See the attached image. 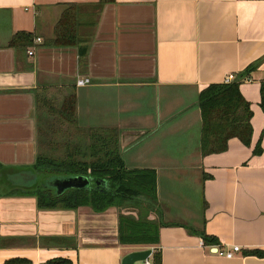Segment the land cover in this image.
<instances>
[{
  "label": "crops",
  "instance_id": "0c3cea01",
  "mask_svg": "<svg viewBox=\"0 0 264 264\" xmlns=\"http://www.w3.org/2000/svg\"><path fill=\"white\" fill-rule=\"evenodd\" d=\"M96 1L0 0V264H120L124 253L153 246L160 264H264V254L251 252L264 251V0H112L100 9ZM67 3L78 6L77 41L40 45ZM20 30L40 38L31 54L8 45ZM241 73L250 144L233 136L226 149L200 154L197 93ZM80 76L89 83L76 85ZM70 95L73 120H54V106ZM101 128L116 130L126 167L155 170L166 224L154 245L119 243L115 206L38 207L35 183L23 181L37 173L43 141L87 142ZM183 132L184 140L167 137ZM161 176H185L198 188L190 225L188 209L182 218L172 211ZM201 230L216 244H203ZM233 244L240 250L232 257L215 252Z\"/></svg>",
  "mask_w": 264,
  "mask_h": 264
},
{
  "label": "trees",
  "instance_id": "16d2710c",
  "mask_svg": "<svg viewBox=\"0 0 264 264\" xmlns=\"http://www.w3.org/2000/svg\"><path fill=\"white\" fill-rule=\"evenodd\" d=\"M112 0H97L96 8ZM78 6L65 4L53 25L52 35L43 40V46L71 45L77 41L76 24ZM32 38L27 31H16L8 45L30 46ZM253 67L248 66L246 70ZM245 70V71H246ZM246 76V75H245ZM241 73L229 82H212L199 90L195 106L199 109L200 126L198 150L200 154L226 149L230 137H238L244 144H250L252 126L250 102L242 95L239 83ZM73 95L54 106V120H73ZM41 104L44 105L42 102ZM264 111V80L260 83V102ZM46 110L49 104L44 105ZM37 107L39 105L37 104ZM53 107V106H52ZM41 111H39V114ZM50 120V119H48ZM52 130V127L50 126ZM87 142L65 140L54 143L43 141L42 152L37 153L33 167L40 177L49 175L82 174L98 180L88 187H69L54 193L50 187L35 184L32 192L38 207L74 208L87 205L95 211L108 206L117 207V241L119 243H145L154 245L158 241V228L166 223L161 219L148 218L147 214L159 211L156 199L155 170L151 167L129 168L121 159L114 128H101L97 133L89 132ZM48 150V151H47ZM59 150V151H57ZM261 151L260 139L253 153ZM41 179V178H40ZM39 179V181H40ZM127 211V212H125ZM190 230V229H189ZM203 244H216L214 236L203 230L197 231ZM251 252L263 255L262 250ZM150 264H160V252L154 246L150 253ZM26 264L25 259L12 258L6 264Z\"/></svg>",
  "mask_w": 264,
  "mask_h": 264
},
{
  "label": "rangeland",
  "instance_id": "374dc122",
  "mask_svg": "<svg viewBox=\"0 0 264 264\" xmlns=\"http://www.w3.org/2000/svg\"><path fill=\"white\" fill-rule=\"evenodd\" d=\"M60 121L63 122L62 120H60ZM183 135H184V132L183 133H175L174 135L167 136V137H170L173 139L175 138L176 141H179L180 139L181 140L185 139L182 137ZM169 145H171V144H169ZM57 151H59V150H57ZM27 172H29V171H27ZM29 173H32V171H30ZM35 174L37 175V173L28 174L29 175L28 178H27V176H22L24 178L23 181H27V180H31V179L33 180L34 177L40 179V175L38 174V176H35ZM0 180H2V179H0ZM37 181H38L37 182L38 186L48 187L45 185V183L43 181H39V180H37ZM33 182H35V180H33ZM160 183H161L162 193H164L165 195H168V197L171 199V202H174L175 206L174 205L171 206V209L174 213L179 214L177 216H180L182 218L183 217L181 215V212L183 211L182 209H184V210L188 209L189 214H187L185 216L186 217L185 220L188 221V222L186 221V223L188 225H190V221L197 220L199 218L200 192H199L198 188L195 185H192V183L189 182L185 176H161L160 177ZM125 212H127V211H125ZM151 213H153L152 215H154V218L156 220L159 218L161 219V217H159V211H157V212L152 211ZM176 214H172V215L175 216ZM146 216H148V214ZM122 244L144 245L145 243H122ZM139 263H141V262H139Z\"/></svg>",
  "mask_w": 264,
  "mask_h": 264
},
{
  "label": "water",
  "instance_id": "95a60500",
  "mask_svg": "<svg viewBox=\"0 0 264 264\" xmlns=\"http://www.w3.org/2000/svg\"><path fill=\"white\" fill-rule=\"evenodd\" d=\"M35 176H37L35 174ZM40 181H43L46 186L52 188L54 193H59L65 188L69 187H88L91 183H97L98 180H94L92 177L82 174L74 175H49L40 177ZM34 183H37L39 178L34 177ZM151 248H139L130 250L124 253L120 258V264H140L148 255H150Z\"/></svg>",
  "mask_w": 264,
  "mask_h": 264
},
{
  "label": "built area",
  "instance_id": "2783aa9c",
  "mask_svg": "<svg viewBox=\"0 0 264 264\" xmlns=\"http://www.w3.org/2000/svg\"><path fill=\"white\" fill-rule=\"evenodd\" d=\"M40 38L39 37H34L32 39V41H39ZM27 53L31 54L33 52V46H29L27 48ZM233 79L232 75H228L226 77H224V79L222 81L224 82H229ZM89 83V77L88 76H80L75 78V84L76 85H83ZM209 245H214V244H209ZM240 250V246L238 244H233L231 246V248H226V249H216V253L223 255L224 257H232L234 252H237ZM142 264H150V260H149V255L142 261Z\"/></svg>",
  "mask_w": 264,
  "mask_h": 264
}]
</instances>
